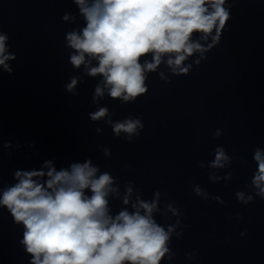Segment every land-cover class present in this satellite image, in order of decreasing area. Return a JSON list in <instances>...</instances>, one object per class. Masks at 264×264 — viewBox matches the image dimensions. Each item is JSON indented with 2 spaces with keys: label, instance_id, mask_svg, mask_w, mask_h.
Instances as JSON below:
<instances>
[{
  "label": "clouds",
  "instance_id": "9594fccd",
  "mask_svg": "<svg viewBox=\"0 0 264 264\" xmlns=\"http://www.w3.org/2000/svg\"><path fill=\"white\" fill-rule=\"evenodd\" d=\"M78 14L66 12L61 19L82 26L65 33L68 63L80 75H70L65 92L77 95L84 77L97 79L91 102L96 110L87 113L93 123L103 122L115 137L133 142L144 129L142 117L128 115L114 120V112L101 104L108 98L121 105L135 103L149 92V77L156 74L165 84L172 77L188 76L207 60V54L220 45L232 19L231 9L239 0H70ZM9 35L0 27V82L4 74H14L17 55L10 51ZM102 134L103 128L97 127ZM213 139L223 135L213 132ZM36 148L35 143L26 144ZM21 145L3 139L0 119V212L6 210L15 226L22 229L18 243L29 257V264H171L176 253L172 241L184 236L182 208L174 201L164 202L167 193L155 190L150 200L134 181L101 170L89 156L57 167L55 159H44L40 166L12 171V183L3 180V154L9 160ZM111 158L108 147L101 146ZM213 159L199 161L208 170L213 184L230 181L232 163L244 158L229 155L224 146L208 153ZM30 159L29 157H26ZM256 168L247 191L235 192L236 200L247 206L258 197L264 200V148L252 153ZM221 172H224L221 175ZM192 192L202 200L225 201L199 184ZM113 200L120 201L113 211ZM162 217L165 223L156 219ZM174 218V220H173ZM237 223L243 220L236 216ZM172 221V222H169ZM247 235V229L240 233ZM196 253H186L188 260Z\"/></svg>",
  "mask_w": 264,
  "mask_h": 264
}]
</instances>
